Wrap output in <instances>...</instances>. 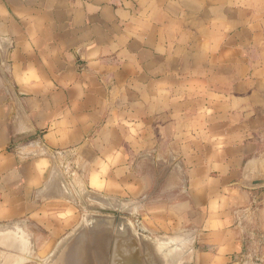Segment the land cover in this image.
I'll list each match as a JSON object with an SVG mask.
<instances>
[{
	"label": "crops",
	"instance_id": "0c3cea01",
	"mask_svg": "<svg viewBox=\"0 0 264 264\" xmlns=\"http://www.w3.org/2000/svg\"><path fill=\"white\" fill-rule=\"evenodd\" d=\"M55 163L192 264H264V0H0V223L41 250L82 216Z\"/></svg>",
	"mask_w": 264,
	"mask_h": 264
},
{
	"label": "water",
	"instance_id": "95a60500",
	"mask_svg": "<svg viewBox=\"0 0 264 264\" xmlns=\"http://www.w3.org/2000/svg\"><path fill=\"white\" fill-rule=\"evenodd\" d=\"M32 135L18 138L25 141ZM53 188L75 204L82 212L80 221L67 232L42 259L40 264H192L195 259V239L182 234L153 235L141 223L140 215L128 214L110 204L107 196L86 189L73 191L62 175L60 165H54ZM258 183V182H257ZM65 184V185H64ZM57 191V192H58ZM52 192V190H51ZM54 192V191H53ZM89 192L107 201L91 197ZM54 194V193H53ZM68 196V197H67ZM25 231H0V264H24L35 253V236L24 221ZM31 234V235H30Z\"/></svg>",
	"mask_w": 264,
	"mask_h": 264
},
{
	"label": "rangeland",
	"instance_id": "374dc122",
	"mask_svg": "<svg viewBox=\"0 0 264 264\" xmlns=\"http://www.w3.org/2000/svg\"><path fill=\"white\" fill-rule=\"evenodd\" d=\"M51 190H52V192L54 191L53 192L54 194L51 192L52 193L51 195H53V196H55V195L56 196L57 195H63V194H60V191H58L59 189H57L56 187H54V188L52 187ZM91 194L93 195V197H97L96 196L97 193L89 192V195H91ZM92 195H91V197H92ZM97 195H98L97 198H100L102 201H107L103 196H100L99 194H97ZM63 196H66V194L63 195ZM3 224L4 223H0V231L3 230V229H5V228H10L14 232L16 230L23 231V229H24L25 232L27 231L25 224L24 223H21V222L9 223V224H5V225H3ZM29 229H30V227H29ZM33 234H34V232H33ZM34 236H35V234H34ZM39 247H40L39 246V241H37L35 239V251H34L35 254L32 257H30L24 264H40L41 261H42V259L45 258L52 251V249H53V247H52L50 250H49V248H47L45 250H41V249H39ZM238 261H239L238 264H257L260 260H257L256 258H253V261L254 262H252L250 260V262L248 261L246 263L244 261H242V260H238Z\"/></svg>",
	"mask_w": 264,
	"mask_h": 264
},
{
	"label": "built area",
	"instance_id": "2783aa9c",
	"mask_svg": "<svg viewBox=\"0 0 264 264\" xmlns=\"http://www.w3.org/2000/svg\"><path fill=\"white\" fill-rule=\"evenodd\" d=\"M32 144H34V143L32 142ZM16 146L18 147L17 152L20 154L21 157H26L27 155H29V154H24V153H23L24 150H25V145H21V144L19 143V144H17Z\"/></svg>",
	"mask_w": 264,
	"mask_h": 264
},
{
	"label": "bare ground",
	"instance_id": "6f19581e",
	"mask_svg": "<svg viewBox=\"0 0 264 264\" xmlns=\"http://www.w3.org/2000/svg\"><path fill=\"white\" fill-rule=\"evenodd\" d=\"M92 194H93V193H92ZM92 194H91V195H92ZM92 196H93V195H92ZM96 196L98 197V195H97V194H96ZM23 231H24V229H23ZM26 233H27V232H26Z\"/></svg>",
	"mask_w": 264,
	"mask_h": 264
}]
</instances>
